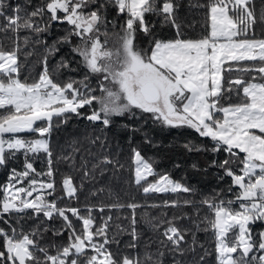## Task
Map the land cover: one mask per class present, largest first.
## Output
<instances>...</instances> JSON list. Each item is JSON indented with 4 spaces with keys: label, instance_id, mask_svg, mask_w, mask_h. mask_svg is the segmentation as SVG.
I'll return each instance as SVG.
<instances>
[{
    "label": "snow or ice",
    "instance_id": "6c2138e0",
    "mask_svg": "<svg viewBox=\"0 0 264 264\" xmlns=\"http://www.w3.org/2000/svg\"><path fill=\"white\" fill-rule=\"evenodd\" d=\"M179 7L178 0H0V34L12 41L8 50L0 44V168L18 154L24 158L23 170L12 168L8 182L0 186V264H164L166 251L184 256L196 250L195 233L186 249L191 229L176 223L191 219L187 213L168 219L149 217L146 223L162 238L155 250L149 243L137 251L135 210L141 205L114 203L98 209L86 205L87 214L72 205L84 179L95 180L109 165L117 169L124 165L88 148L80 154L77 140L70 152L54 160L50 137L54 127L67 123L69 114L105 128L114 117H143L208 138L210 148L195 150L223 154L212 166L221 170L220 180L228 178L226 191L199 201L207 208L203 217L192 200L185 199L183 205L165 201L163 206L192 207L198 217L192 222L195 231L212 233L214 247L204 249L198 264H264V227H256L264 226V0L258 13L254 0H190V8L205 9L209 22L198 38H186L181 32ZM111 10L124 19L123 24L108 20ZM149 15L157 20L149 21ZM53 24L67 25L65 35L46 46L48 55L37 62L41 65L37 76L21 79L20 56L23 53L27 60L33 55L23 49L46 44L42 34ZM157 24L174 28L175 35H158ZM57 45L68 46L79 58L76 68L61 59L50 72L48 56L60 50ZM60 69L82 70V75L54 79ZM98 141L103 148L101 137L89 139L93 145ZM131 151L134 183L145 195L194 191L169 175L156 174L138 149ZM41 153L45 171L33 163ZM60 161L82 172L79 187L67 175L58 192L53 165ZM150 176L157 178L149 180ZM124 207L132 210L130 228L117 227L131 237L124 245L130 252L112 250L111 245L120 242L118 233L109 234L111 216L97 223L92 215L94 210ZM55 218L62 221L59 228L47 223ZM49 231L54 236L67 233L66 241H45ZM173 264L182 262L174 259Z\"/></svg>",
    "mask_w": 264,
    "mask_h": 264
},
{
    "label": "trees",
    "instance_id": "16d2710c",
    "mask_svg": "<svg viewBox=\"0 0 264 264\" xmlns=\"http://www.w3.org/2000/svg\"><path fill=\"white\" fill-rule=\"evenodd\" d=\"M180 7L177 11V23L181 26V32L183 35L191 38H198L203 34L207 28L206 24L209 23L206 20L205 9L190 8V0H178ZM203 3L204 0H201ZM262 0H254V5L259 12ZM149 21H156L155 16L149 15L147 17ZM108 20H116L118 24H123L124 19L118 17L114 10L109 11ZM67 25L53 24L48 33L42 34V40L46 42L40 44H30L28 48L23 49L24 52L29 50L33 51V55L24 59L23 53L20 56V78L29 79L37 76L41 71V65L37 63L41 61L46 55V46L51 47L58 37L65 35V29ZM108 29L111 31L112 25L108 24ZM156 33L165 38H172L175 35V29L167 26L161 28L157 24L154 29ZM25 33H21L24 35ZM257 34L260 35V29H257ZM11 35V34H9ZM141 40L144 39L143 34H139ZM35 39V37H33ZM22 43V42H21ZM0 44L4 46L6 50L11 49L12 41L4 38L3 34H0ZM59 51L48 56V64L50 72H53L56 65L60 63L61 59L71 61V67L76 68V60L79 59L71 52L68 46H60ZM247 63V62H246ZM82 75V70L78 72H70L67 69H60L57 75L53 78L60 80H66L69 77L79 79ZM232 75H236L233 73ZM86 109H81V112H86ZM70 119L67 123L60 124L59 127H54L51 134V147L53 150V158L71 151L70 145L73 140L79 142V146L91 149L92 153L98 156H109L114 160H118L120 164L124 165L123 168H113L111 165L107 166V171L100 175L96 174L95 180H83V187L78 192L79 199L73 200L71 203L73 206L79 207L82 214H87L85 210L86 205L94 206L98 209L101 205H110L114 203L128 204L137 203L141 205L136 211V229L139 233V239L136 243L139 245L137 251H143L146 244H151L152 250H155L158 246L160 237L158 232H154L146 223L149 217H160L162 219H168L173 216L180 217L184 213L188 214L184 219H178L177 225L181 228L191 229L186 236L187 244L183 245L186 249L191 244L193 232L195 233L197 245L196 250L186 251L184 256L176 255L175 253L167 252L164 256V264H173V260H179L182 264H198L199 257L203 254L204 249L212 250L214 247V238L211 232L205 233L203 231H195L193 221L197 220L194 209L192 207H164L165 201H179L183 205L185 199L192 200L194 207L200 209V217H203L207 213V208L199 203L204 197L215 194V192L221 189H227L228 178L220 180L219 174L221 170L212 166L213 160L219 161L223 159V154L212 153L211 151H196L197 147H211L212 142L205 137H200L195 131L186 127H168L159 122H155L151 119L141 118H128L114 117V123L105 128L100 123H93L87 121L82 117L69 114ZM55 120V118H54ZM127 125V127H125ZM30 135V134H24ZM101 137L105 141L103 148L100 147L98 141L95 145L89 143V139ZM185 145H190L192 150L189 151ZM136 148L141 152V155L152 163L154 172L158 175H169L170 178L181 182L185 186L193 188L192 193H149L145 195L141 189L134 183V166L132 164L131 156L132 149ZM24 158L22 155H17L14 160L9 161L7 167L0 168V186L8 182L11 169L15 168L17 171L23 170ZM34 167L38 171L46 170V161L43 158V154H40L39 159L33 161ZM79 163V158H77ZM53 167L57 169L55 179L57 183V189L64 176L70 175L73 182L78 187L82 182V172L72 170L67 163L60 161L54 163ZM47 180L48 177H42ZM157 176H151L149 180L156 179ZM40 179V178H38ZM103 188L102 192L98 191ZM93 192H97L93 195ZM68 201H62L61 203H67ZM152 205H160V207H152ZM166 213L164 217L161 214ZM132 210L124 207L122 209L107 208L103 213L98 210L92 212L96 222H101V217L111 216L112 220L109 222V234L118 233L117 239L119 240V246L112 244L111 248L116 251L117 248L122 252H130L131 249H127L124 245L131 240V237L126 232H120L118 225L124 229L130 228V218ZM70 215V214H69ZM127 217V219H126ZM75 225H79L80 222L74 217L70 216ZM35 221H29V224H33ZM51 228H59L62 221L58 218L47 222ZM166 227V225H165ZM257 228L264 226L256 225ZM163 231V229H161ZM67 233L64 236H54L51 231L44 234L45 241L57 242L66 241ZM203 245V248L200 247ZM206 259L212 260L209 256Z\"/></svg>",
    "mask_w": 264,
    "mask_h": 264
},
{
    "label": "rangeland",
    "instance_id": "374dc122",
    "mask_svg": "<svg viewBox=\"0 0 264 264\" xmlns=\"http://www.w3.org/2000/svg\"><path fill=\"white\" fill-rule=\"evenodd\" d=\"M101 39H103V37H101ZM151 178V176L149 177V179Z\"/></svg>",
    "mask_w": 264,
    "mask_h": 264
}]
</instances>
